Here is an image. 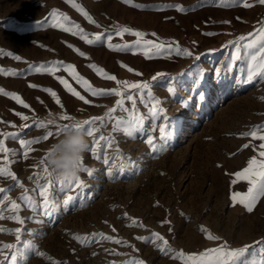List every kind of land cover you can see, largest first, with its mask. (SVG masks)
<instances>
[{
  "label": "rangeland",
  "instance_id": "1",
  "mask_svg": "<svg viewBox=\"0 0 264 264\" xmlns=\"http://www.w3.org/2000/svg\"><path fill=\"white\" fill-rule=\"evenodd\" d=\"M248 2L254 6L244 7L243 0H235L227 6L220 0H131L130 4L123 0H75L97 22L91 24L67 0H0V69L3 70L0 88L19 94L34 110L33 113L0 94V121H3L0 132H16L21 138L34 139L47 131L35 127L21 130L25 122L15 115V112L28 115L27 123L32 122L34 114L44 120L49 112L59 117L62 110L42 88L53 89L67 113L77 120L103 115L107 108L114 106L117 97H92L63 67L56 76L66 79L91 103L85 105L73 97L54 76L30 71L32 66L40 64L51 66L52 61L75 65L76 71L97 88L111 89L116 84L98 76L87 66L90 63L119 80L147 81L153 95L161 101L159 107L164 109L161 118H148L150 100L145 96L141 103L136 90H131L136 96L138 112L146 115V130L155 138L158 148L161 144L166 147L153 153L144 143L142 134L127 138L116 133L122 155L105 165L86 151L85 165L93 168L95 175L88 177L80 172L87 186L78 200L67 208L61 205L50 216L34 213L21 196L28 194L39 199L38 194L31 191L36 187L34 181L28 178L42 171L39 161L45 159L47 149L57 137L34 145V152L27 160L21 155L23 149L18 140L5 139V145L11 150L8 156L13 161L12 171L24 188L13 186L10 178L3 177H0V187H11L6 195L21 204V216L34 219H26L22 226L3 219L0 227H23L26 231L22 239L45 253V257L30 254L27 264H53V261L127 264L132 258L143 259L146 264H184L182 259L172 258L180 250L185 254L200 253L222 241L239 248L264 240V197L251 213L231 199L235 192H247V181L237 179L234 174L247 167L260 143L241 134L264 124V102L258 99L264 96V78L246 82L247 60L233 62L231 59L235 46L229 41L253 32L261 26L259 22L264 21V5L256 0ZM136 4L145 7L138 8ZM167 5H181L185 11ZM53 10L61 19L53 18ZM62 16H67L68 20L64 21ZM73 24H79L90 39L93 34L104 33L112 36L113 44L127 43L133 47L113 51L106 41L88 45L79 36L63 30ZM124 26L145 33L144 39L163 43L165 48L159 55H154L155 50L149 52L152 58H147L146 46L135 45L137 37L129 33L122 37L115 35ZM177 46L188 49L193 55H177ZM73 48L83 51L87 58L79 56ZM16 56L20 60H16ZM10 69L17 75L4 74ZM157 73L162 75L153 81ZM29 84L39 87L31 88ZM169 87L174 88V92L170 93ZM125 106L130 108L131 102L126 101ZM114 115L126 117L127 113L118 110ZM165 115L167 120L162 118ZM58 123L69 121L58 120ZM158 125L167 126L166 141L160 140ZM48 130L55 131V128L50 126ZM101 131L104 135L111 134V123ZM88 139L90 144L91 138ZM244 144L250 147L245 149ZM115 147L108 149L109 156H113ZM3 155L0 153V166H4ZM3 204L6 207L8 201ZM132 218L138 221L137 226H129ZM201 227L221 237L222 241L206 239ZM153 232L169 241L172 253L164 255L150 242L137 239L138 236L151 238ZM93 233L110 235L127 243L117 245L99 236L93 240ZM73 234L88 236L90 242L82 245L73 239ZM15 242L14 234L0 232V243ZM106 249H114L119 254H111ZM250 253L253 255L249 259L259 258L258 248L250 249Z\"/></svg>",
  "mask_w": 264,
  "mask_h": 264
},
{
  "label": "snow or ice",
  "instance_id": "2",
  "mask_svg": "<svg viewBox=\"0 0 264 264\" xmlns=\"http://www.w3.org/2000/svg\"><path fill=\"white\" fill-rule=\"evenodd\" d=\"M67 2L71 3L72 7L80 12L89 21V23H97L81 5L75 3V0H67ZM123 2L125 4H130L131 0H123ZM234 2L235 0H220V3L224 6ZM256 3L264 5V0H256ZM134 6L138 8L145 7V5L140 4H136ZM243 6L248 8L253 7L254 5L249 3L248 0H243ZM167 7H175L178 11H185L181 5H167ZM53 18L59 20L61 19V16L60 14H57L55 10H53ZM62 19L67 21L68 17L62 16ZM225 23H228V21H225ZM259 23L261 26L255 29L253 32H249L247 35H241L235 41H229L230 44L235 46V51L231 56L232 61L235 62L241 59L247 60L246 82H252L256 78H264V21ZM54 26L62 25L55 24ZM63 30L71 32L74 36H79L80 39L88 45L103 44L106 41L107 47L113 51H127L133 47V45L127 43L123 45L113 44L111 42L112 36L105 35L104 33L93 34V38L90 39L89 34L84 32L79 24H73L72 27H63ZM125 33H129L138 38L135 42L136 46H140L141 43L146 46L144 54L147 58H152L148 55L149 52L155 50L154 55H159L160 52L165 48L163 43H156L153 40L144 39L145 33L135 31L126 26L120 27L116 31L115 35L122 37ZM152 35L155 36L156 34L153 33ZM206 35H212V33H206ZM68 46L70 48L73 47L72 45ZM168 48L171 49V45H168ZM73 50L79 56L87 58L86 54L83 51H80L78 48H73ZM176 54L183 55L185 57H190L193 55V53L188 49H180L178 46L176 48ZM8 55H11V53H8ZM198 58L199 57H197V59ZM15 59L20 60V57L16 56ZM87 66L96 72V74L101 78L114 81L116 87L111 89L93 87V85L87 79H85L76 71L75 65L64 64L62 61H52L51 66H47L45 64L32 66L30 71H34L36 73L46 72L54 76L58 82L63 85L64 89L73 97L83 101L85 105L91 103L89 99H86L84 95H81L80 92L73 88L66 79L61 76H56V72L59 71L61 67H63V70L68 72V74L76 81V83L79 84L92 97H117L114 106L107 108V111L103 115L92 116L88 119L78 120L79 124L72 125L70 122L77 119L67 113L65 106L61 102V99L57 93L51 88H42L41 91L49 94L55 101V104L58 105L62 110V112L59 114V120L69 121V123L53 124L50 121L36 118L35 114L31 118L32 122L27 123L30 120L28 115L15 112V115L18 116L21 121L25 122L20 126L21 130L35 127L47 131L34 139L21 138L16 132H0V136L4 137V139H0V153L4 154V166H0V177L10 178L14 182L13 186L24 188V185L18 180L17 174L12 171L13 161L10 160L8 156V153L11 150L5 145V139H11L12 141L18 140L20 147L23 149L21 155L23 159L27 160L29 155L34 152V145H38L41 141H48L53 137L58 138L73 126H82V131L84 134L91 138V143L87 145L86 151L92 154V158L96 160H102L105 165L109 164L110 160H112L114 157L122 155L118 141L116 139V133H120L127 138H135L138 134H142L144 136V143L148 145L153 153L164 150L166 145L161 144L158 148L155 143V138L149 134L145 128L146 115L148 118L158 119L161 118V113L164 112V109L159 107V105H161V101L153 95L149 82H131L127 80H119L115 75H110L103 68L98 67L94 63H90ZM121 67L127 68L129 72H134V69L129 68L127 65L121 64ZM2 71L3 70L0 69V72ZM4 74L17 75V73L11 69L7 72H4ZM135 74L138 76L142 75V73L139 72H136ZM160 75L162 74L157 73L156 76L152 77V80L155 81ZM28 86L31 88L39 87L36 84H29ZM131 90H136V96L140 97L141 103H144L145 96L150 100L151 104L146 115L138 112L136 107V96L131 94ZM168 91L172 93L174 92V88L169 87ZM0 94L16 101V103L20 104L23 108L31 110V106L27 104L19 94L5 91L3 88H0ZM200 98L203 99V96ZM258 99L264 102V96H261ZM126 101L131 102L130 108L125 106ZM41 103L43 104V101H41ZM118 110L127 113V116H115L114 114ZM31 111L34 113V110ZM51 114L52 113L49 112V115ZM162 118L165 120L168 119L166 115ZM0 123H3V121H0ZM109 123L112 125V133L109 135H104L101 129L106 128ZM97 125L99 126L97 127ZM50 126L54 127L55 131L48 130ZM11 127L15 128L16 125L11 124ZM157 127L160 134V140L166 141L169 135L167 126L158 125ZM262 130H264V124L254 126L253 130L241 134L243 137H251L253 140H258L260 143L258 144L256 154L248 160L247 167L234 174L237 179L247 181L249 187L247 192L244 194L239 192L233 193L231 199L234 204H241L249 213L254 210L259 199L264 197V134H261ZM153 131H155V129H153ZM97 133H99L98 136L96 135ZM113 145H116L114 154L113 156H109L107 154L108 149L113 148ZM249 147V144L243 145V148L245 149ZM45 160L46 157L45 159H41L39 161V165L43 166L42 171L35 173L33 176L28 178L34 181L36 187L31 191L37 193L39 199L33 195L25 194L21 196V200H23L26 206L34 213H42L43 215L50 216L59 210L61 205L64 208H67L70 204L76 202L79 198L80 192H82L83 188L86 187L87 184L80 175L74 181L67 183L58 177L53 179V173L51 170H49L47 164H45ZM80 172L86 173L88 177H93L95 175V170L85 165L84 158L80 161ZM233 183H235V181H233ZM9 191H11V187H0V220H12L22 226L25 224L26 219H34V217L24 218L21 216V204L15 199H11L8 195H6V193ZM25 191L27 192L28 190ZM4 201H8L6 207L3 204ZM5 212L9 214L5 216ZM127 215V213H124L125 217H127ZM137 225L138 221L135 218H132L131 225L129 226ZM139 226L143 227L142 224H139ZM200 230L205 234L206 239L222 241L221 237L213 235L206 228L201 227ZM24 231H26V229L23 227H16L15 229L0 227V232L14 234L16 241L15 243H0V256L3 257L0 259V264H21V262L27 264L30 254L39 257H45V253L38 251L35 245H33L30 241L22 239V234ZM113 231H115V229H113ZM97 236H99V238L102 240L113 241L117 245L127 243L126 241L117 239L110 235H105L103 233H93V240H95ZM73 239L82 245L90 242L88 236H79L73 234ZM137 239L150 242L151 244L155 245L164 255H169L173 252V250L169 247V241L165 239L160 233L153 232L151 233V238L138 236ZM254 247L258 248L259 258L249 259V256L253 255L250 253V249ZM106 251H109L111 254L115 255L119 254L116 253L114 249H106ZM136 251L139 250L136 249ZM47 258L51 260V257ZM172 258H180L184 261V264H264V240L255 241L251 245H244L239 248H232L228 245L227 241H222L218 246L205 249L200 253L185 254L183 250H180ZM53 264H61V262L53 261ZM127 264H146V262L143 259L132 258L127 262Z\"/></svg>",
  "mask_w": 264,
  "mask_h": 264
},
{
  "label": "clouds",
  "instance_id": "3",
  "mask_svg": "<svg viewBox=\"0 0 264 264\" xmlns=\"http://www.w3.org/2000/svg\"><path fill=\"white\" fill-rule=\"evenodd\" d=\"M53 124L58 123L57 114L45 118ZM79 124L78 120L70 122ZM89 144L88 137L81 127L73 126L59 136L47 149L46 164L59 179L67 182L74 181L80 175V161L83 159Z\"/></svg>",
  "mask_w": 264,
  "mask_h": 264
}]
</instances>
